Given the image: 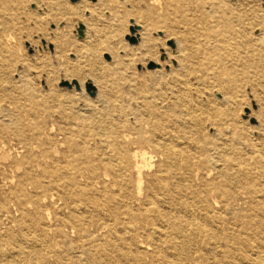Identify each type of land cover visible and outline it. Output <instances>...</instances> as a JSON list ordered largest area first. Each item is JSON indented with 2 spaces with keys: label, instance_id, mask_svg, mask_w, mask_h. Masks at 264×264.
<instances>
[{
  "label": "bare ground",
  "instance_id": "1",
  "mask_svg": "<svg viewBox=\"0 0 264 264\" xmlns=\"http://www.w3.org/2000/svg\"><path fill=\"white\" fill-rule=\"evenodd\" d=\"M213 1L163 0L165 7L172 2L193 6L191 23L171 36H154L146 23L136 31L140 55H153L158 38L174 41L171 54L176 57L175 66L168 65L167 70L161 66L158 81L177 94L170 99L167 92L157 101L163 110L153 102L155 98L126 108L125 102L130 100L122 96L126 92L108 94L98 81L92 85L96 87L94 97L85 93L82 82L79 91L70 96L53 94L58 102L56 114L61 108L76 114L73 108L81 105L92 115L107 116L118 109L120 115L128 110L136 118L143 117L148 128L142 139L151 149L127 152L125 145L135 141L128 134L118 137V119L105 126L109 142L87 152L77 143L64 163L59 167L52 164L45 178L34 172L40 159L24 154L16 162L24 177L14 182L13 222L33 221L34 225L25 224L33 226L41 240L22 232L19 237L10 235L7 244L0 239V256L6 259L0 264H13L7 257L17 256L25 257L22 264H47L49 253L53 264H264V193H258L256 186L258 182L260 189L264 188V149L256 151L257 160L227 157V147L217 138L211 146L207 137L194 144L184 128L188 122L198 128L203 121L200 113H209L210 128L221 135L231 134L235 95L241 97L246 89L257 87L261 88L259 120L264 131V2ZM22 4V0H9L0 5L1 30L13 28L16 9ZM224 4L227 11L219 10ZM62 6L66 8L65 3ZM5 32L0 41L1 99L10 102L16 89L33 98L26 62L17 60L13 52L9 59L1 57L11 40ZM108 50L114 64H129L127 55H119L112 46ZM13 72L17 81L10 78ZM208 84L219 97H209ZM192 93L202 99L195 100ZM38 101V106H46L44 98ZM50 109L45 111L53 116ZM34 120L32 135L39 128ZM16 136L21 137L19 132ZM248 146L253 149L254 145ZM255 170L254 187L246 179ZM78 176H84L82 183ZM99 185L101 189L95 188ZM185 195L192 200L187 201ZM138 197L140 207H135L132 200ZM210 197L220 209L210 206ZM37 242L46 243L47 252L36 249ZM7 245L12 247L10 256L3 252ZM54 245L57 251L51 250Z\"/></svg>",
  "mask_w": 264,
  "mask_h": 264
},
{
  "label": "rangeland",
  "instance_id": "2",
  "mask_svg": "<svg viewBox=\"0 0 264 264\" xmlns=\"http://www.w3.org/2000/svg\"><path fill=\"white\" fill-rule=\"evenodd\" d=\"M8 1L0 0V5ZM22 1V8L18 6L19 9H16L13 28L0 29V41L3 37L1 34L5 31V34L11 35V40L5 46L6 52L1 57L9 59L10 53L13 52L12 55L17 60L26 62L27 72L32 77L28 88L33 90L30 92L34 96L28 97L17 89L12 92L14 95L10 98V102L3 101L2 95L0 96V126L2 128L0 132V239L6 244L10 240V235L16 234L19 237L21 232L28 237L32 236L41 240L39 232L33 226L29 227L25 224L34 225L33 221L26 220L24 223L25 219H21L22 223L13 222L15 216L11 204L15 202L13 192L17 188L14 182L18 177H24L20 163L18 165L16 162L20 161L24 154L28 153L33 159L35 157L40 159V166L35 168L34 172L38 177L45 178L44 174H49L53 169H49L52 164L55 163L56 167H59L64 163L67 156L76 149L77 143L84 146L87 152L98 149L102 142H109V133L105 126L118 119H121L117 126L118 137L128 134L129 139L135 141L125 145L127 152L134 148L147 151L151 149L150 144L142 139L148 128L143 117L136 118L128 110H124V113L120 115L118 109L111 110L112 112L107 116L99 115V113L92 115L81 105L73 108L76 114L72 115L64 108H61V113L56 114L58 102L53 100L55 98L53 94L70 96L73 92L79 91L78 83L82 82L85 93L89 97H94L96 87L92 85L94 81H98L105 85L104 88L108 94L110 91L111 94L120 90L126 92L122 94L125 99L130 97V100L125 102L126 108L134 107L136 103L139 106L140 103H146L151 98H155L153 102L162 109V105L157 101L162 100L168 92V87L163 81H158V75L161 66L164 70L168 69V65L175 66L176 57L171 54L174 41L171 37L158 38L153 55H140L136 31L141 23H146L154 36L160 37L163 33L171 36V34L182 32L191 23L194 13L191 5L184 4L178 7L172 2L170 6L165 7L163 0ZM62 3H65L66 8L62 6ZM213 3H217L216 0ZM172 7L178 8L170 9ZM223 9L227 11L226 4L219 10ZM80 24L83 25L82 37L78 34ZM111 46L119 55L123 57L127 55L125 58L128 65L113 63L108 50ZM123 60L125 61L124 58ZM13 74L14 72L10 74L11 80L17 81L18 75ZM206 89L209 97L217 98V95L219 97L211 84H208ZM260 90L261 88L256 87L255 90L246 89L241 97L239 94L235 95V105L231 106L233 119L231 134L230 132L227 134L224 132L222 135L217 133L209 127L210 124L207 121L209 113H200L203 121L198 128L191 122L184 123L187 137L194 141V144L207 137L210 140V146L213 139L217 138L220 144L227 147V157L250 156L252 159H259L256 151L258 148L264 149V131L261 130L259 120V107L262 104ZM90 91H94V94L90 95ZM176 94V91L172 94L168 92L167 96L172 99ZM191 95L195 100L202 99L193 93ZM41 97L45 99V107L37 105ZM111 100L116 106L117 101L112 96ZM47 107L51 108L50 111L53 110V116L45 111ZM146 116L150 117V114L147 113ZM32 118L39 125L38 133L33 135ZM18 132L21 135L20 138L16 136ZM248 143L254 145L253 149H249ZM106 152L109 154L110 151ZM211 172L215 174L216 170L212 169ZM239 172H243L242 167ZM256 172L255 170V173L246 179L247 182L253 183L254 187ZM84 179V176L77 177L79 183H82ZM256 186L258 193H264V188L261 190L258 182ZM101 187L99 185L95 188L101 189ZM140 197L132 200L133 206L140 207ZM185 199L192 200L190 195H185ZM209 201L211 207L220 209L221 205L214 206L212 197ZM223 214L224 212L220 216ZM99 236L102 237L100 233ZM46 245V243L37 242L34 246L44 253L47 252V248L44 247ZM11 248L7 245L3 247V252L10 256ZM51 250L57 251L58 247L54 245ZM26 258L29 261V257ZM7 259L12 260L13 264H22L25 261V257L23 260V257L20 259L18 256L17 258L7 257ZM4 260H6L5 256H0V263ZM46 262L54 263L50 253Z\"/></svg>",
  "mask_w": 264,
  "mask_h": 264
},
{
  "label": "water",
  "instance_id": "3",
  "mask_svg": "<svg viewBox=\"0 0 264 264\" xmlns=\"http://www.w3.org/2000/svg\"><path fill=\"white\" fill-rule=\"evenodd\" d=\"M78 34H79V37L83 36V25L82 24L79 25ZM93 94H94V91H90V95H93Z\"/></svg>",
  "mask_w": 264,
  "mask_h": 264
}]
</instances>
